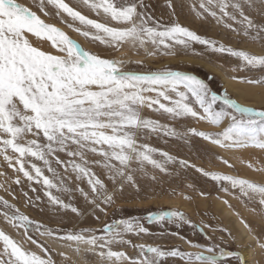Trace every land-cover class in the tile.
I'll list each match as a JSON object with an SVG mask.
<instances>
[{
  "label": "snow or ice",
  "instance_id": "snow-or-ice-1",
  "mask_svg": "<svg viewBox=\"0 0 264 264\" xmlns=\"http://www.w3.org/2000/svg\"><path fill=\"white\" fill-rule=\"evenodd\" d=\"M33 2L44 16L50 15L49 8L55 9V16L60 17L61 23L68 28L86 40L99 41L114 50L127 45L137 51L143 50L147 56H173L177 54V48L187 51L196 42L214 52L237 58L240 61L239 70L264 69V54L218 44L176 22L161 24L145 14L144 0H79L80 5L97 16L102 14L104 22L89 18L65 0ZM167 6L173 8L171 0H168ZM190 7L197 17L210 16L218 24L264 47V23H257L245 12V8L255 9L264 15V0H192ZM63 14L70 21L65 20ZM29 34L49 42L56 54L33 46ZM125 63L122 58H103L85 50L65 31L46 23L24 4L16 0H0V156L8 167L22 173L29 182L42 183L49 205L70 209L80 215L78 208L53 194L52 189L57 192H70L71 189L51 166L49 157H53L66 170L72 168L77 180L87 178L92 198L89 199L83 189L78 187L77 190L102 212L105 209L97 201L111 204L114 202L113 193L108 192L104 182L88 165L102 166L109 179L116 181L119 178L137 187L134 173L140 171L147 174L146 165L167 173L169 164L178 163L181 168L194 167L214 181H225L232 188H238L241 197L257 203L260 214L264 216V183L205 171L149 144L138 143V137L163 132L185 143L191 135L221 148L251 146L264 150V108L242 105L227 92L217 94L204 80L186 72L168 67L144 73L129 72L123 70ZM135 63L141 64L142 61ZM232 70L236 71L237 68ZM231 78L251 85H264V76ZM145 108L169 119L191 117L217 128L224 121L227 124L217 132L196 128L178 132L159 120L143 116ZM9 150L12 155L8 154ZM57 152H64L72 159L65 163L55 155ZM88 154L102 159L90 161ZM155 154H159L161 159L154 158ZM29 157L42 161L52 177L44 175ZM222 162L231 167L228 160L222 159ZM26 163L30 164L31 171L26 169ZM248 167L264 172V167L255 168L251 163ZM151 178L156 179L154 175ZM15 182L20 183L19 176ZM223 190L228 191L227 188ZM24 195L27 196V193ZM0 203L4 208L14 209L11 212L2 211L0 215L13 228L23 229L21 235L24 238L17 241L0 230L3 245L0 264H56L49 254L50 249L39 244L28 233L29 226L33 224L40 232L38 222L20 213L15 205L3 197H0ZM252 211L257 210L253 208ZM147 220L149 223H190L182 212L174 209L149 212ZM241 223L251 233L249 225L243 220ZM148 231L138 220L121 219L105 224L102 229H81L62 237H57L51 229H45L40 234L63 240L68 248L75 245L77 254L91 252L99 257L100 264H163L168 257H178L184 264H222L225 257L237 255L235 252H225L216 244L201 245L185 241L195 251H182L176 247L165 250L159 245L133 244L125 238L129 233L140 235ZM28 242L36 245L43 255L27 248L25 245ZM257 242L264 251V241ZM121 245H131L137 255L129 256L123 250H114V246ZM59 255L66 257L67 254L61 251Z\"/></svg>",
  "mask_w": 264,
  "mask_h": 264
},
{
  "label": "rangeland",
  "instance_id": "rangeland-1",
  "mask_svg": "<svg viewBox=\"0 0 264 264\" xmlns=\"http://www.w3.org/2000/svg\"><path fill=\"white\" fill-rule=\"evenodd\" d=\"M16 2L24 4L30 10L35 11L46 23L61 28L72 39L78 41L85 50L98 54L103 58H122L126 61L123 66L124 71L144 73L168 67L174 71L197 76L199 79L204 80L212 91L217 94L227 92L232 99L242 105L257 109L264 108V105L260 103H242L232 89L225 84L221 76L223 75L235 81V86L242 87V84L248 83L242 82L240 79L234 80L231 77L259 78L264 76V69L239 70L240 61L227 53L214 52L196 42H193L191 48L187 51L177 48V54L173 56H147L143 50L137 51L127 45L122 46L119 50H114L99 41L86 40L68 28L65 23H61L60 17L55 16V9L49 8L50 15L44 16L33 0H16ZM65 2L89 18L104 22L102 14L97 16L90 9L80 5L79 0H65ZM171 2L173 8L170 9L167 6L168 0H144L145 8L143 11L161 24L167 25L176 22L202 37L217 41L218 44L222 43L234 49L247 50L253 54H264V47L260 44L253 43L243 35H238L236 32L225 28L222 24H218L214 18L207 15L204 18L197 17L190 7L192 0H171ZM245 12L257 23H264V15L259 14L257 10L245 8ZM63 18L70 21L66 14H63ZM76 23L79 26L78 22ZM235 27L238 28L239 25H235ZM28 38L33 46L56 54V50L51 47L49 42L41 41L31 34ZM137 60H141L142 63H135ZM234 67L237 68L236 71L232 70ZM245 99L249 102L253 101L252 97H246ZM142 115L159 120L161 124L168 125L178 132H184L188 128L217 132L227 124V121H224L217 128L206 121L191 117L169 119L147 108L143 109ZM28 138L31 139L32 137ZM41 142L43 143V140ZM138 143L149 144L153 148L168 152L178 160H187L190 165H195L205 171H215L264 183V172L255 171L253 168L248 167L249 163L253 164L255 168L264 167V150L259 148L251 146L246 148H221L200 137L191 135L185 143L184 140L164 135L163 132L138 137ZM8 154L12 155L11 150ZM55 155L65 163L72 159L64 152H57ZM154 158L161 159L159 154H155ZM220 158L228 160L231 167L224 164ZM28 159L31 163H35L40 167L44 175L52 177V173L48 172L42 161L32 157ZM87 159L91 161L102 158L95 154H88ZM49 160L65 185L71 189L70 192H57L52 189L53 194L59 196L65 203H70L78 208L80 215L71 212L70 209L65 210L49 205L48 198L44 195L45 189L42 183L27 181L22 173L8 167V163L4 161L2 156H0V197H3L11 205H15L20 213L28 216L32 221L38 222L41 226L40 232L36 231V225L33 224L29 226L28 233L39 244H44L50 249L49 254L56 264H100V259L91 252L82 251L77 254L75 245L68 248L63 240L41 235L40 233L45 229H51L57 237H62L69 232L74 233L81 229H102L105 224H111L114 220L121 219L138 220L149 230L147 234H126L125 238L131 240L133 244L159 245L165 250L176 247L182 251H195V249H190L185 241H192L201 245L216 244L225 252L230 251L237 254L236 256L225 257L222 264H246L243 250L247 249L252 252L249 258L251 264H261L259 260L262 263L264 262V251L259 248L257 242L264 241V216L260 214L257 203L241 197L238 188H232L228 182L214 181L196 171L194 167L181 168L177 163L169 164L167 173H162L158 169H153L151 165H146L145 171L147 174L140 171L134 173L137 187H133L131 183L120 181L119 178L116 181L109 179L106 170L102 166L90 164L88 166L91 167L92 172L104 182L108 192L113 193V203L105 205L102 201H97L100 203L101 208L105 209L102 212L89 203L84 195L77 190L78 187L83 189L84 192L88 193L89 199L92 198L93 194L87 183V178L77 180L76 173L72 168L69 167L66 170L64 166L57 164L53 157H49ZM77 162L79 161L77 160ZM25 167L31 171L30 164L26 163ZM133 167H136V165H133ZM153 175L156 177L155 180L151 178ZM17 176L20 177L19 184L15 182ZM121 184L123 185L122 188ZM33 188L36 189L35 192L32 191ZM224 188H227L228 191H224ZM24 193H27V196ZM37 196L40 197L39 200L36 199ZM169 199H177L189 206L190 209L186 210L166 203L165 200ZM224 201L228 203L226 204ZM224 208L230 210L238 219L249 225L251 233L248 229L247 231L253 239H245L244 241L239 238L238 230L233 226L234 216L223 213ZM253 208H256L257 211L253 212ZM173 209L182 212L190 223H149L147 220L149 212L155 213L161 210ZM2 211L11 212L14 209L4 208L3 204L0 203V212ZM0 230H3L17 241L24 239L21 235L23 229L13 228L2 215H0ZM208 237H211V239H208ZM25 246L43 255L36 245L28 242ZM2 247V242H0V249ZM81 247L83 248V246ZM114 250H123L129 256L137 255V251L131 245L114 246ZM61 251L67 254L66 257L59 255ZM163 264H184V261L178 257H168L163 261Z\"/></svg>",
  "mask_w": 264,
  "mask_h": 264
},
{
  "label": "bare ground",
  "instance_id": "bare-ground-1",
  "mask_svg": "<svg viewBox=\"0 0 264 264\" xmlns=\"http://www.w3.org/2000/svg\"><path fill=\"white\" fill-rule=\"evenodd\" d=\"M223 78V81L227 86H229L232 91L237 95L239 100L244 103V104H254V103H260L264 105V86L261 85H251V84H242V87H237L234 85L235 81H232L229 78H226L225 76L221 75ZM246 97H252L253 101H247L245 98ZM166 203L172 204L174 206H179L181 208H184L186 210H189L190 207L179 202L177 199H169L165 200ZM223 213L231 214L234 216L233 221L235 228L238 230V235L240 236L239 238L245 241V239H253L252 235H250L247 231V229L244 227V225L241 223V220L236 217L235 214H232L230 210L223 209ZM252 255V252L250 249L243 250V257L247 261L246 264H251L249 262V258ZM261 264V260H259Z\"/></svg>",
  "mask_w": 264,
  "mask_h": 264
}]
</instances>
